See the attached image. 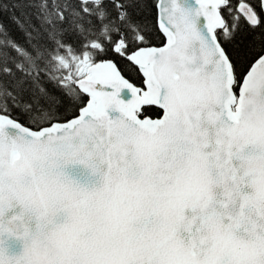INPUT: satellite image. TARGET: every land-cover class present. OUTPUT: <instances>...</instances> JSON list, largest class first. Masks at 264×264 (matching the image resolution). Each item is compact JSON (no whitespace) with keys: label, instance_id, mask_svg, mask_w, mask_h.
Masks as SVG:
<instances>
[{"label":"snow or ice","instance_id":"1","mask_svg":"<svg viewBox=\"0 0 264 264\" xmlns=\"http://www.w3.org/2000/svg\"><path fill=\"white\" fill-rule=\"evenodd\" d=\"M0 264H264V0H0Z\"/></svg>","mask_w":264,"mask_h":264}]
</instances>
